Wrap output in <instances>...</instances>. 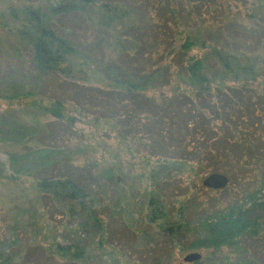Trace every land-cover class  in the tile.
I'll return each instance as SVG.
<instances>
[{
    "label": "trees",
    "instance_id": "1",
    "mask_svg": "<svg viewBox=\"0 0 264 264\" xmlns=\"http://www.w3.org/2000/svg\"><path fill=\"white\" fill-rule=\"evenodd\" d=\"M13 1L6 0L0 8V33L29 52L28 64L38 77L66 81L92 77L103 85L104 93L118 92L131 108H139L131 111L126 104L123 115L129 129L120 138L129 142L127 152L136 159L139 190L145 181L144 201L137 214L125 205L112 212L124 213L134 240L155 244L140 228L145 224L166 237L171 250L200 252L207 264H257L248 258L247 242L264 235V0H156L150 7L156 10L162 38L155 37L150 45H142L131 34L139 22L137 0ZM69 15L77 16L101 40L106 35L116 51L137 66L114 65L111 76L87 72L85 53L55 29L56 17ZM244 23L258 36L254 50L244 47L230 30ZM36 95L13 96L28 98L36 117L50 116L67 125L76 121L67 113L65 98L42 101ZM111 117L116 115L112 112ZM112 155L113 162L102 172L117 188L125 173L118 154ZM89 158V154L83 158L82 168L92 180L99 164ZM211 172L229 179L216 194L202 184L203 175ZM70 176L34 178L33 206L37 203L35 211L41 212L31 226L24 223L19 229L39 231L44 228L43 215L55 208L72 224L67 237L78 238L61 242L51 237L42 245L29 230L23 237L20 232L10 234L8 250L0 251V264L22 262L21 241L36 245L46 264L97 263L96 251L106 246L105 221L95 209L97 194ZM183 178L188 181L185 193L166 199L161 185ZM192 191L197 197L206 193L207 200L188 197ZM57 226L52 222L51 229L56 232ZM46 236L42 234L41 242ZM191 236L188 244L180 242ZM203 259L189 264H203Z\"/></svg>",
    "mask_w": 264,
    "mask_h": 264
},
{
    "label": "rangeland",
    "instance_id": "2",
    "mask_svg": "<svg viewBox=\"0 0 264 264\" xmlns=\"http://www.w3.org/2000/svg\"><path fill=\"white\" fill-rule=\"evenodd\" d=\"M137 1L139 6L136 16L139 17V22L133 26L131 34L142 45H150L155 37L159 38L158 40L162 38L161 29L155 22L156 10L150 7L156 0ZM3 2L6 0H0V8ZM56 22V31L87 56V72L94 70V74L99 72L101 75L111 76L115 74L114 65L130 67L132 62L137 66L136 62L119 54L106 39V35L104 40H101L102 36H96L77 16L56 17ZM230 30L237 34L244 47L249 50L256 48L258 36L250 24H239ZM140 52L145 55L147 50L141 46ZM28 58L29 52L13 37L0 33V251L8 250L7 237L19 234L18 232L23 237L28 230L32 233L31 227L23 231L19 228L20 224L24 223L31 226V222L38 216L36 214L41 212L40 209L35 211L37 203L33 206V202H36L32 187L34 178L66 174L79 180L90 193L97 194L95 209H100V217L105 221L106 246L103 250L96 251L98 261L93 264H186L183 257L193 251L181 254L178 250H171L166 237L158 236L149 228L147 230L145 224L140 225V228L153 237L155 244L150 247L142 242V238L140 241L137 238L134 240L131 232L125 227L124 213H112L116 208L119 210V206L125 205L131 206V211L137 214L140 206L138 204L144 201L145 181L141 182L143 189L139 190L140 183L135 178V173L138 172V167L134 164L136 159H132L127 152L126 145L129 146V142L120 138L121 134L129 129V123L127 124L123 115L126 104H129V110L135 111L139 108H131L126 96L124 98L118 92L104 93L103 85L90 79L92 77L83 81L38 77L30 68ZM110 76L108 77L112 79ZM20 92H36V96L42 101L54 96L65 98L69 103L67 113L76 121L67 125L66 122L50 116L36 117L27 104L28 98L17 99L13 96ZM112 112L116 115L115 118L111 117ZM114 153L118 154L119 164L125 173L117 185L118 189L102 172L113 162ZM87 154L90 155L89 159H96L99 164L96 168V178H91L92 180L88 178V170L82 168L83 158ZM129 163H133L132 167ZM204 177L205 175L202 180ZM185 180H173L169 184L161 185L165 198L169 200L170 195L184 194L185 184L188 182ZM223 188L212 190L211 193L216 194L217 190ZM193 192L188 194V197H194L198 202L207 200L206 193H198L197 197ZM57 213L55 208H51L43 215L42 222L40 221L44 226L43 230L32 233L40 241L39 244H47L51 237L61 242L78 238L70 234V237H67V229H71L72 224H67L66 219L59 217ZM134 217L136 218V215ZM52 222L58 225L56 232L51 229ZM46 224H49L48 231ZM42 234L48 236L45 242L40 240ZM192 239L191 236L180 242L188 244ZM253 240L247 242L248 258L257 264H264V235ZM29 244L21 241L18 245L17 249L23 253L22 262L19 264H46L39 248ZM229 257L234 259L235 255L230 253ZM201 258L203 259L202 255ZM207 263L208 260L203 259V264Z\"/></svg>",
    "mask_w": 264,
    "mask_h": 264
},
{
    "label": "water",
    "instance_id": "3",
    "mask_svg": "<svg viewBox=\"0 0 264 264\" xmlns=\"http://www.w3.org/2000/svg\"><path fill=\"white\" fill-rule=\"evenodd\" d=\"M228 177L221 172H211L206 174L202 180V184L211 189H220L228 184ZM201 258V253L197 251L189 252L183 257V261L190 263Z\"/></svg>",
    "mask_w": 264,
    "mask_h": 264
}]
</instances>
